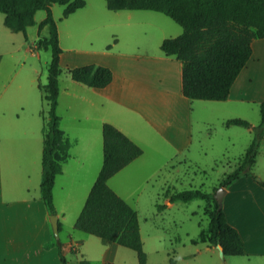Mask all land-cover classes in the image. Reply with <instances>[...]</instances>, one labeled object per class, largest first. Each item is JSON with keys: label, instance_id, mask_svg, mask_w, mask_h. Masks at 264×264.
<instances>
[{"label": "crops", "instance_id": "obj_1", "mask_svg": "<svg viewBox=\"0 0 264 264\" xmlns=\"http://www.w3.org/2000/svg\"><path fill=\"white\" fill-rule=\"evenodd\" d=\"M86 5L69 16L85 11L81 9H84ZM115 11L119 15L122 13L118 12L120 10ZM45 17L46 15L37 21L35 15L34 25L38 27L34 39L35 46L40 36L49 35L48 25L39 29V23ZM125 26H130V24L127 23ZM29 28L30 26L27 29V38L22 32H11L23 35V40L19 45H15L14 40L17 39V34L9 33L14 48L11 49L8 45L7 50L0 51L2 55L0 63V264H62L57 245L58 239L54 235L50 221L52 214L41 194L43 125L46 110L41 111L39 106H29L27 110L23 107L24 115L21 116L16 114L17 106L11 108V104L2 102L5 97L11 95L24 96L27 90L26 86L18 80V75L26 62L27 54L32 51L33 41L29 38ZM166 37V35L158 37L159 47ZM59 38L63 49L60 57L62 66L69 60L64 48L75 47L63 45L60 28ZM138 43L134 51H120V55L110 50L99 56L93 54L86 58L74 54L71 59L75 61L70 64L72 67L96 63L112 69L113 79L105 87H92L76 80L73 84L67 80L69 85L63 88L61 78L59 79L58 113L61 116L62 147L57 151V156L62 163V173L57 176L54 185V203L56 215L61 222V229L64 209L60 208L57 203L58 181L66 175L71 177L70 180L76 175H91V179L85 180L87 182L79 183L81 186H89L88 193L85 195V198L88 197L104 161L103 125L105 122L116 126L143 149V153L125 167L134 165L135 161L145 154L143 144L154 145L156 149L169 146L174 154L192 153L196 150L193 146L195 134L190 112L191 102L190 98L183 93L182 61L175 56L167 55L161 47L159 50L156 48V50L149 51L148 48L143 49L142 45L147 42ZM252 49V55L234 81L229 97L223 101L203 99L202 105L215 107L225 105V103L230 104L228 101L231 100L236 105L241 102L254 104L262 102L264 99V66L259 61L264 58V38H255L252 42ZM16 52L19 56L13 59L8 70H5L6 55L14 58ZM65 95H72L74 98L70 107L76 110L79 108V112L73 114L74 120L67 127L63 124L64 115L61 111ZM78 96L82 98L81 102L75 101ZM86 105L89 107V113L85 109ZM249 109L253 110L254 106ZM206 123L209 125V121ZM199 133L201 134L202 131L200 130ZM263 143L264 139L261 141L260 149ZM225 148L229 150L230 147ZM202 152L206 154L208 151L202 148ZM254 173L259 175L255 171ZM114 175L109 178L108 183ZM260 178L264 180L262 176ZM72 186L73 184L68 187L69 193L72 191ZM258 194L264 195V186L251 174L243 175L226 187V193L221 201L228 222L238 229L243 239L244 254H247L244 234L255 230L258 218L264 214V200H260ZM172 204L170 199L167 200L164 204L165 208L161 211ZM238 210L247 216L245 220L238 217ZM202 230L204 229L201 228L200 233ZM88 240L89 238H71L65 242L60 240L67 264H81L82 260H87L90 264L114 263L120 244L104 243L100 247V255L92 257L85 247ZM197 240L192 239V244L197 245V248L185 257H171L175 259V264H230V255H222L219 247L209 246L206 241L203 243L205 245L198 246L199 241ZM156 248L154 251L159 252V248ZM253 253L264 258L262 251ZM69 254H72L73 258L69 259ZM170 259L159 264H169ZM96 261L99 263H95ZM147 264H149L148 260Z\"/></svg>", "mask_w": 264, "mask_h": 264}, {"label": "rangeland", "instance_id": "obj_2", "mask_svg": "<svg viewBox=\"0 0 264 264\" xmlns=\"http://www.w3.org/2000/svg\"><path fill=\"white\" fill-rule=\"evenodd\" d=\"M86 1V7L81 9L85 11H80L81 13L69 17L63 15L64 5L59 3L52 5L53 16L61 29L63 45L75 47L64 48L69 60L62 65L63 71L60 78L63 88L69 85L68 81L76 82L68 71L72 67L70 64L75 61V59H71L74 54L86 58L93 54L99 56V54L110 50L112 53L120 55V51H134L138 42L141 41L147 42L140 43L143 45V49L148 48L149 51H153L157 48L159 50V36L173 37L174 34L176 36L183 31L180 24L160 11L123 9L118 11L122 12L119 15L116 13L117 11L107 7L106 0ZM44 15H46L44 9L38 10L36 20L39 21ZM3 19L4 13L0 12V51L7 50L8 45L11 49L14 48L9 33L17 34V39H14L15 45H19L23 40L21 33H11L12 31L4 24ZM127 23L130 26H125ZM37 28V25L29 28V38L33 41L32 51L27 54L26 62L18 75V80L27 88L25 95H16L15 97L11 95L2 100L3 103L11 104V108L17 106L16 114L21 116L24 115L23 107L27 110L29 106H39L41 111L47 110L39 83L47 82L52 54L50 49H36L34 39ZM76 48L79 50L76 51ZM15 54L14 58L6 55L5 70H8L13 59L19 56V53ZM259 63H263L262 66H264V58ZM202 100L190 99V112L195 134L193 146L199 151L174 154L169 146H161L160 149H156L154 145L143 144L145 154L135 161L134 165L118 171L109 182L138 211L144 249L148 254L149 264L165 263L173 256L176 258L185 257L186 254L197 248V245L192 244V239H198V246L205 245L200 232L201 228L206 234L209 232L210 220L204 213L206 205L204 200L199 198L189 201L178 200L172 202L173 204L163 211L158 209V204H165L169 200L168 192H179L191 188L217 192L215 189L225 175L235 168L254 136L252 128L236 124L227 126L226 120L242 117L252 125H258L261 121L260 102L255 104L241 102L236 105L231 100L228 101L230 104L225 103V105L212 107L202 105ZM73 101L72 95L63 96L61 111L64 115L63 124L65 127L74 120L73 114L79 112V108L76 110L72 106L70 107ZM75 101L81 102L82 98L78 96ZM253 106L254 109L250 110L249 107L253 108ZM85 109L88 111L89 107L86 105ZM41 120L43 123L42 116ZM208 121L209 125L208 123L206 125L205 122ZM229 140L231 141L229 142ZM226 146L230 147L229 150H226ZM202 148L208 152L205 154L202 152ZM253 171L259 174L257 180L260 176L264 178V143ZM76 176L70 180L71 177L66 175L58 181L56 197L59 207L64 209V218L59 236L54 235L64 242L71 238H89L85 247L90 256L98 257L100 247L104 245L100 237L75 227L76 219L83 208L85 195L89 188V186H81L79 183L87 182L85 180L91 179L92 176ZM252 176L255 178L254 175ZM71 184H73L72 191L69 193L68 187ZM258 195H260L259 199L263 201L264 195ZM237 215L242 220L247 217L241 210H238ZM255 227V230L244 234L247 254L230 255V264L264 263V258L253 253L255 251L264 252V214L258 218ZM119 247L113 264H139L138 256L133 249L123 245H119ZM155 248H159L160 251H154ZM68 258H73L72 254H69Z\"/></svg>", "mask_w": 264, "mask_h": 264}, {"label": "trees", "instance_id": "obj_3", "mask_svg": "<svg viewBox=\"0 0 264 264\" xmlns=\"http://www.w3.org/2000/svg\"><path fill=\"white\" fill-rule=\"evenodd\" d=\"M65 6L64 17L86 5V0H0V12L4 13V24L13 32H22L28 37L27 29L36 23L35 15L44 9L46 17L39 23L41 30L49 27L48 36H40L37 49H50L51 62L47 82L39 84L42 99L47 104L44 113V146L42 153L41 194L51 214H56L54 185L62 173V163L57 151L62 147L58 113L60 75L63 68L60 57L58 23L52 5ZM111 10H155L160 11L183 27L182 33L166 37L161 49L180 59L183 63V93L190 99L226 100L232 85L252 55V42L264 38V0H106ZM2 55H0V63ZM71 77L88 86L102 88L113 79V71L102 64L89 63L69 68ZM261 121L252 125L241 117L228 118L226 125H243L252 128L254 136L235 168L221 180L220 186L227 187L243 175H257L253 168L262 139H264V99L260 103ZM104 161L84 206L78 215L75 227L97 235L103 243L116 242L136 251L139 264H147L148 255L140 231L139 214L126 199L108 183L110 177L143 153V149L126 134L109 122L103 125ZM258 182L264 186V180ZM214 191L191 188L169 194L171 202L202 199L206 202L204 213L210 220L209 232L202 230V240L209 246L221 247V253L243 255L244 242L236 227L226 217L222 202ZM158 204V209H164ZM61 222H59V230ZM62 264L67 259L62 243L57 240ZM81 264H90L82 260ZM169 264H175L171 258Z\"/></svg>", "mask_w": 264, "mask_h": 264}, {"label": "water", "instance_id": "obj_4", "mask_svg": "<svg viewBox=\"0 0 264 264\" xmlns=\"http://www.w3.org/2000/svg\"><path fill=\"white\" fill-rule=\"evenodd\" d=\"M226 193V187L224 186H220L215 194L217 200L219 202L222 201L224 194ZM50 221L52 224V228H53V232L54 234L58 237L59 236V220H58V216L56 214H52L50 217ZM219 248L221 249V247L219 246Z\"/></svg>", "mask_w": 264, "mask_h": 264}]
</instances>
